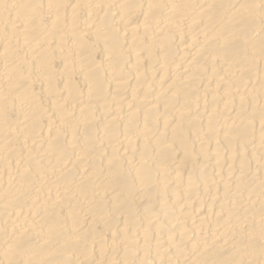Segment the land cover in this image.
<instances>
[{"label":"bare ground","instance_id":"6f19581e","mask_svg":"<svg viewBox=\"0 0 264 264\" xmlns=\"http://www.w3.org/2000/svg\"><path fill=\"white\" fill-rule=\"evenodd\" d=\"M0 264H264V0H0Z\"/></svg>","mask_w":264,"mask_h":264}]
</instances>
